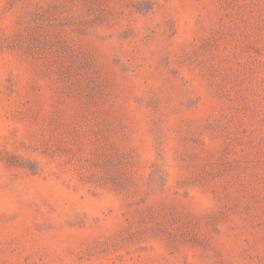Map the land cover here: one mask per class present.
<instances>
[{
	"label": "rangeland",
	"instance_id": "374dc122",
	"mask_svg": "<svg viewBox=\"0 0 264 264\" xmlns=\"http://www.w3.org/2000/svg\"><path fill=\"white\" fill-rule=\"evenodd\" d=\"M0 264H264V0H0Z\"/></svg>",
	"mask_w": 264,
	"mask_h": 264
}]
</instances>
